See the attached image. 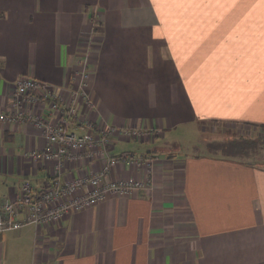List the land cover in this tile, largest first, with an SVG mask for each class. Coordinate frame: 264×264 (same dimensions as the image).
Segmentation results:
<instances>
[{
	"label": "crops",
	"instance_id": "0c3cea01",
	"mask_svg": "<svg viewBox=\"0 0 264 264\" xmlns=\"http://www.w3.org/2000/svg\"><path fill=\"white\" fill-rule=\"evenodd\" d=\"M81 60L92 107L79 102L78 114L142 132L115 136L109 155L151 161L117 166L107 180L150 177L152 188L0 233V264H264L255 137L201 139L209 150L201 155L180 154L172 137L192 128L202 138L208 123L264 128V0H0L2 111H11L20 77L68 101ZM32 96L23 114L58 118L54 97ZM69 129L86 133L75 120ZM43 145L34 126L0 122V201L24 183L41 190L104 163L64 161L55 178L54 162L29 156Z\"/></svg>",
	"mask_w": 264,
	"mask_h": 264
},
{
	"label": "built area",
	"instance_id": "2783aa9c",
	"mask_svg": "<svg viewBox=\"0 0 264 264\" xmlns=\"http://www.w3.org/2000/svg\"><path fill=\"white\" fill-rule=\"evenodd\" d=\"M81 66L76 76V89L70 92L68 101L58 100L51 89L35 79L18 78L15 82L12 109L10 112L0 109V122L30 124L41 132L43 148L30 152L29 156L33 159L54 162L53 177L55 178L61 176L64 161L102 159L103 166L100 171H91L83 178L63 183L54 182L41 190L29 183H24L15 199L0 201V233L18 230L27 225L41 226L57 223L67 213L84 210L103 201L109 194L124 196L138 191L149 192L152 188L150 177L143 181L110 182L107 180L111 170L117 166L136 164L147 167L151 161L128 153L115 157L109 155L115 136L122 135L131 140L141 137L142 132L97 126L94 121L78 114L79 102L92 107L91 99L86 92L89 74L86 71L85 60H81ZM36 93L43 98L54 97V100H57L52 104V109L59 115L56 120L48 121L41 116L25 115L21 112V104L26 98L32 102L37 101L32 96ZM71 120H75L78 127H84L86 133L79 135L70 130Z\"/></svg>",
	"mask_w": 264,
	"mask_h": 264
},
{
	"label": "rangeland",
	"instance_id": "374dc122",
	"mask_svg": "<svg viewBox=\"0 0 264 264\" xmlns=\"http://www.w3.org/2000/svg\"><path fill=\"white\" fill-rule=\"evenodd\" d=\"M205 133L202 138L194 137V133L191 129H187L184 132L178 131L172 134V137H176V143L174 147H177L178 152L180 154H202L209 152L202 142L201 139H207L208 142L211 141V138H220V140L229 137L230 135H235L236 137L239 136L242 138L250 137L253 138L258 137L257 139H252L256 141L255 151L253 154V158L258 162L264 161V128H241V127H234L233 125L227 124H218V123H208L205 124ZM250 136H247V135ZM246 139V138H245ZM169 152H173V149H169Z\"/></svg>",
	"mask_w": 264,
	"mask_h": 264
},
{
	"label": "trees",
	"instance_id": "16d2710c",
	"mask_svg": "<svg viewBox=\"0 0 264 264\" xmlns=\"http://www.w3.org/2000/svg\"><path fill=\"white\" fill-rule=\"evenodd\" d=\"M71 121H72V120H71ZM235 146H236V147H237V146L239 147L240 145H239V143H235Z\"/></svg>",
	"mask_w": 264,
	"mask_h": 264
}]
</instances>
